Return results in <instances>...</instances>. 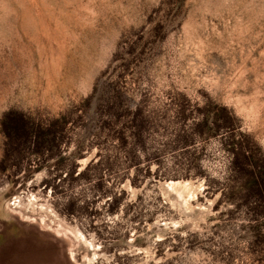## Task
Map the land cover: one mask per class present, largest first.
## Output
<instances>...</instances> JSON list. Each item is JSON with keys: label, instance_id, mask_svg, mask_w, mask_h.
<instances>
[{"label": "rangeland", "instance_id": "374dc122", "mask_svg": "<svg viewBox=\"0 0 264 264\" xmlns=\"http://www.w3.org/2000/svg\"><path fill=\"white\" fill-rule=\"evenodd\" d=\"M232 134L264 155V0H0V234L71 264H264Z\"/></svg>", "mask_w": 264, "mask_h": 264}, {"label": "crops", "instance_id": "0c3cea01", "mask_svg": "<svg viewBox=\"0 0 264 264\" xmlns=\"http://www.w3.org/2000/svg\"><path fill=\"white\" fill-rule=\"evenodd\" d=\"M0 264H71L63 245L17 222L0 234Z\"/></svg>", "mask_w": 264, "mask_h": 264}, {"label": "trees", "instance_id": "16d2710c", "mask_svg": "<svg viewBox=\"0 0 264 264\" xmlns=\"http://www.w3.org/2000/svg\"><path fill=\"white\" fill-rule=\"evenodd\" d=\"M9 116H6L7 119ZM3 120V126H6V119ZM231 117L225 114L222 126L228 128L230 132H233L231 126ZM24 126V125H23ZM230 151L233 155L232 171L238 173V171L247 170L249 174V186L248 194H253L252 198L255 202L253 210L250 213L251 218H254L258 222L260 209L264 208V155L258 149V147H252L249 144V139L246 135L242 138H235L234 134L229 139ZM234 176V175H233ZM235 184H232L230 194L234 195ZM250 197V196H249ZM254 248L261 250L264 256V232L260 231L257 227L253 229Z\"/></svg>", "mask_w": 264, "mask_h": 264}, {"label": "snow or ice", "instance_id": "6c2138e0", "mask_svg": "<svg viewBox=\"0 0 264 264\" xmlns=\"http://www.w3.org/2000/svg\"><path fill=\"white\" fill-rule=\"evenodd\" d=\"M189 123L191 124V121H189Z\"/></svg>", "mask_w": 264, "mask_h": 264}, {"label": "bare ground", "instance_id": "6f19581e", "mask_svg": "<svg viewBox=\"0 0 264 264\" xmlns=\"http://www.w3.org/2000/svg\"><path fill=\"white\" fill-rule=\"evenodd\" d=\"M170 185H172V184H170Z\"/></svg>", "mask_w": 264, "mask_h": 264}]
</instances>
